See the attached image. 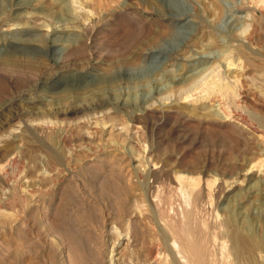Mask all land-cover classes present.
<instances>
[{
    "label": "rangeland",
    "instance_id": "374dc122",
    "mask_svg": "<svg viewBox=\"0 0 264 264\" xmlns=\"http://www.w3.org/2000/svg\"><path fill=\"white\" fill-rule=\"evenodd\" d=\"M63 1L0 0V264L183 261L193 181L214 259L224 216L263 234L264 0Z\"/></svg>",
    "mask_w": 264,
    "mask_h": 264
},
{
    "label": "bare ground",
    "instance_id": "6f19581e",
    "mask_svg": "<svg viewBox=\"0 0 264 264\" xmlns=\"http://www.w3.org/2000/svg\"><path fill=\"white\" fill-rule=\"evenodd\" d=\"M61 4H62L61 5V13L65 14V12L68 11V9L66 8V6H67L66 0H64L63 3H61ZM219 7H220V5H219ZM57 19L58 18H56L55 20H57ZM133 25H134V23H133ZM148 40L146 42H148ZM152 41H155V39ZM149 42H150V40H149ZM156 42H154L155 46H157ZM158 42H160V40ZM120 55H117V56H120ZM9 57H11V56H9ZM117 59L120 60V57L119 58L117 57ZM123 60H125V58ZM122 61L119 63H122ZM36 62H37V60L35 61L34 59L31 61L28 59V61H27L28 65H31V66H36ZM125 62L127 63L129 61H125ZM125 62L123 61V63H125ZM116 63H113V64H116L118 66L122 65V64H119L118 62H116ZM126 67H127V65H126ZM245 67L243 68L244 71L247 70V69H245ZM189 84L190 83H188V85ZM194 84H195V78H193L192 86ZM243 84H244V82H243ZM186 88H187V86H186ZM189 88H191V86H189ZM188 89L187 90L185 89V90L188 91ZM201 89L203 92H205L206 94H210V95H212V94L225 95V94L229 93V91H228L229 87L226 85V83H222L221 80H218L215 77L212 79H208L202 85ZM253 95H255V94H253ZM243 96H244L243 98L245 99L244 103H246V101L248 102L247 95L244 94ZM241 117H240V119H241ZM243 120L246 121L244 118H243ZM120 129H122V131H123V128L120 127ZM184 183H185V181H184ZM196 184H197V181H193L190 184H187L186 187H184L185 188V191L183 192L185 194L184 202L186 203V207H187V215H186V218H185V221L183 224V225H185L183 228V231H184L185 242H186L184 247L176 244V242L178 240L176 235H173V237H172V241L174 243L173 249H174L176 254L180 255L177 257H181L184 260L183 261L180 260V262L174 261L173 264H198L196 261L197 259H195L197 256V253H199V257H200L199 259H200L202 264H206L207 262L213 263L216 261H218L219 264H233V261L231 259V254H233L235 257L234 261L237 260V263H239L241 260H244V255L249 248H251L252 246H255V245L256 246H264V233L261 234V232H260V234H259L256 230L251 229L250 226L249 227L246 226L244 224L245 222L237 219L234 216V214L230 213L229 215L224 216L223 220L221 222L222 226H224V231H222V233L220 234V238H222V241L220 242L218 257L216 259H214L213 257L215 256V253L208 246V239H207L206 235L203 234L204 228L202 230H195L193 228V225H192V223H193L192 218H190V216H189L188 205H190V203H191V195H192V192L194 191V189L196 187ZM20 197H22V196H20ZM21 199L22 198H20L18 200L21 201ZM261 226L264 227L263 224ZM210 241H213V243H215L217 241V234H214L211 237ZM216 256H217V254H216ZM116 260H118V259H116ZM239 264H242V263H239Z\"/></svg>",
    "mask_w": 264,
    "mask_h": 264
}]
</instances>
